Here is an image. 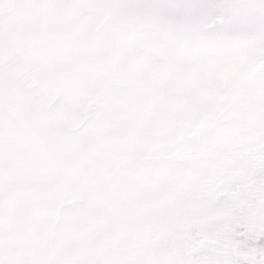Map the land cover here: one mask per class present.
I'll use <instances>...</instances> for the list:
<instances>
[{
  "label": "snow or ice",
  "instance_id": "6c2138e0",
  "mask_svg": "<svg viewBox=\"0 0 264 264\" xmlns=\"http://www.w3.org/2000/svg\"><path fill=\"white\" fill-rule=\"evenodd\" d=\"M0 264H264V0H0Z\"/></svg>",
  "mask_w": 264,
  "mask_h": 264
}]
</instances>
